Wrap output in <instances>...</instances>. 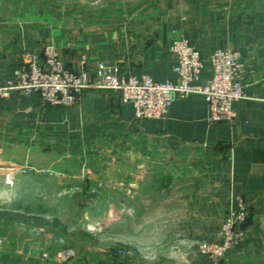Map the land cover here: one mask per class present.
I'll list each match as a JSON object with an SVG mask.
<instances>
[{"label": "crops", "instance_id": "obj_1", "mask_svg": "<svg viewBox=\"0 0 264 264\" xmlns=\"http://www.w3.org/2000/svg\"><path fill=\"white\" fill-rule=\"evenodd\" d=\"M25 2L0 0V81L31 56L42 59L45 44L55 45L75 71L93 73L103 64L119 78L148 75L160 82L175 79V37L200 51L201 81L212 74L215 49L241 52L246 97L233 103V124L210 123L199 93L175 98L163 118H147L113 89L87 90L68 107L44 106L37 92L15 91L0 100V150L4 140L31 136L76 152L98 146L141 167L155 156L152 169L168 173L176 189L156 192L162 203L152 213L145 209L150 215L143 225L162 232L158 246L177 249L171 264H214L198 252V243L216 237L238 197L247 204V238L219 264H264V0H143L120 18L77 11L52 19L34 14ZM61 248L49 234L0 242V264H136L108 251L61 260Z\"/></svg>", "mask_w": 264, "mask_h": 264}, {"label": "rangeland", "instance_id": "obj_2", "mask_svg": "<svg viewBox=\"0 0 264 264\" xmlns=\"http://www.w3.org/2000/svg\"><path fill=\"white\" fill-rule=\"evenodd\" d=\"M27 1L34 14L52 19L77 11L120 18L143 0ZM2 143L0 242L19 244L49 234L62 246L59 252L108 251L136 264H171L177 249L158 246L162 232L154 225L150 228L153 223L143 225L150 209L162 203L156 192L176 189L168 173L152 169L155 156L141 167L134 159L124 162L122 154L98 146L76 152L31 136ZM51 218L59 223H38Z\"/></svg>", "mask_w": 264, "mask_h": 264}, {"label": "built area", "instance_id": "obj_3", "mask_svg": "<svg viewBox=\"0 0 264 264\" xmlns=\"http://www.w3.org/2000/svg\"><path fill=\"white\" fill-rule=\"evenodd\" d=\"M171 52L176 62L174 80L156 81L148 75L117 77L111 67L99 64L93 73L75 71L67 66L53 44H45L42 59L33 55L27 66L14 70L13 75L0 81V100L13 92H37L41 103L48 107H68L78 104L87 90L113 89L121 93L124 103H132L138 117L163 118L175 98L193 93L205 96L208 121L212 124H233L237 119L235 101L246 97L241 82L244 62L237 49H215L210 55L212 74L201 81L205 61L200 51L184 36L171 41ZM238 208L230 209L214 239L198 243V252L210 256L214 264L225 259L232 249L242 247L247 238L248 209L243 197L237 198ZM47 254H45L46 256ZM75 250L65 249L59 259L73 257Z\"/></svg>", "mask_w": 264, "mask_h": 264}, {"label": "trees", "instance_id": "obj_4", "mask_svg": "<svg viewBox=\"0 0 264 264\" xmlns=\"http://www.w3.org/2000/svg\"><path fill=\"white\" fill-rule=\"evenodd\" d=\"M38 223L40 226H48L50 224H57L59 223V220L57 218H51L50 220H48L47 222L46 221H43V220H38Z\"/></svg>", "mask_w": 264, "mask_h": 264}]
</instances>
